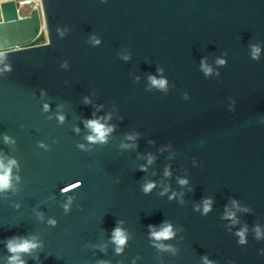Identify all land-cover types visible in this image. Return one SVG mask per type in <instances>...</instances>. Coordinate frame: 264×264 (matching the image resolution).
<instances>
[{
  "label": "water",
  "instance_id": "obj_1",
  "mask_svg": "<svg viewBox=\"0 0 264 264\" xmlns=\"http://www.w3.org/2000/svg\"><path fill=\"white\" fill-rule=\"evenodd\" d=\"M19 10L0 2V264H264V0Z\"/></svg>",
  "mask_w": 264,
  "mask_h": 264
},
{
  "label": "clouds",
  "instance_id": "obj_2",
  "mask_svg": "<svg viewBox=\"0 0 264 264\" xmlns=\"http://www.w3.org/2000/svg\"><path fill=\"white\" fill-rule=\"evenodd\" d=\"M4 51H8V49H6ZM2 54L3 53L0 52V55H2ZM154 83H156V81H154ZM158 83L163 85V81H160ZM61 119H63V118H61ZM89 127L93 128V130L98 134L97 138L103 140L106 130L103 128L102 125H100L96 121H89ZM89 139H93V137H89ZM8 186H9V175H8V171L6 170L5 174L0 175V189L7 188ZM152 187H153V185H151V184L147 185L144 189L145 192L150 191ZM207 211H208V205L206 203L205 204V212H207ZM152 235L155 236L157 239L169 238L172 235L171 228L169 226L159 233H152ZM240 235L242 236L243 234L241 233ZM114 239L118 245H123L125 243V238L119 229L115 230ZM35 247H36V245L34 243H31L27 240H25L19 244H16L13 241H9V243H8V250L12 253L28 252ZM120 250H121L120 248H117L118 252ZM10 262H11V264H23L22 261H19V257L17 255H13L12 257H10Z\"/></svg>",
  "mask_w": 264,
  "mask_h": 264
},
{
  "label": "rangeland",
  "instance_id": "obj_3",
  "mask_svg": "<svg viewBox=\"0 0 264 264\" xmlns=\"http://www.w3.org/2000/svg\"><path fill=\"white\" fill-rule=\"evenodd\" d=\"M19 3H20V10H19L20 16L29 14L30 11L32 10V8L34 7V5L31 2L28 3L27 1H24V0L19 1ZM38 11H39V9H38ZM39 25H40V27L43 26L41 15H40V23H39ZM34 38H35V40L31 41L29 45H36V44L44 43L46 41V31H45V29L43 28L41 33L37 34Z\"/></svg>",
  "mask_w": 264,
  "mask_h": 264
},
{
  "label": "built area",
  "instance_id": "obj_4",
  "mask_svg": "<svg viewBox=\"0 0 264 264\" xmlns=\"http://www.w3.org/2000/svg\"><path fill=\"white\" fill-rule=\"evenodd\" d=\"M1 1H3V0H0V2ZM19 1H22V0H19ZM24 1H27L28 3L31 2L34 5V7L32 9L36 8V9L40 10V0H24ZM19 16H20V14H19ZM21 16H25V15H21ZM0 19H1V15H0Z\"/></svg>",
  "mask_w": 264,
  "mask_h": 264
}]
</instances>
